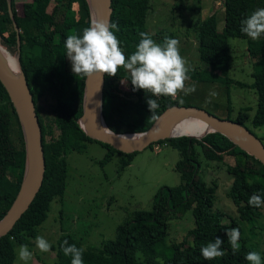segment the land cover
I'll return each instance as SVG.
<instances>
[{"label": "trees", "instance_id": "1", "mask_svg": "<svg viewBox=\"0 0 264 264\" xmlns=\"http://www.w3.org/2000/svg\"><path fill=\"white\" fill-rule=\"evenodd\" d=\"M151 0H111L110 22L118 25L113 30L126 56L135 50L145 32L160 43L165 36L175 38L172 32L160 30L155 34L148 31L146 17ZM8 0H0V41L11 53L17 54L18 62L33 95L45 157V172L42 185L28 209L14 226L0 237V264H11L15 259V246H32L37 235V227L46 219L53 199H62L66 187V153L77 150L86 142L95 141L107 148L101 163L108 161L116 150L111 145L89 137L79 124L82 114L86 77L75 76L71 62L65 55L64 41L67 35L81 34L91 22L87 0H31L32 13L18 14L15 0H11L12 17L8 10ZM224 25L216 30L209 22L205 27L201 18L202 0H189L184 4H173L178 17L189 13L188 26L193 31L200 62L211 67V73L189 66L188 76L197 81L232 82L227 72L231 54L228 38L247 39V52L253 59V81L251 87L257 95V105L251 118L254 126H264V34L252 40L240 31L241 20L253 10L264 7V0H224ZM13 21L16 22L19 33ZM216 70H220L218 73ZM129 74L120 68L115 76L104 74L103 115L107 126L119 133H139L146 130L156 119L152 118L146 100L155 99L159 107L156 117L167 107L181 105L176 97L152 96L142 89L133 91ZM126 79L128 89H122ZM239 83V82H238ZM241 84V83H239ZM50 98L48 106L41 99ZM244 109L235 119L245 125L250 115ZM264 143V134L258 136ZM176 147L179 158L175 169L180 182L176 186H161L154 195L151 210L136 209L116 227L115 237L103 240L98 247H84L70 233L61 234L51 249L55 252L53 263L71 264V256H65L61 243L67 240L78 248H83L84 264H249L245 259L247 251L244 240L238 252H232L226 236V229L238 227V221L249 223L250 228L263 220L264 202L259 207L248 204L255 193L264 201V164L247 153L223 134L212 131L200 138L186 135L172 136L158 140ZM199 150L208 161L224 165L232 176L227 197L236 209V217L224 210L213 207L217 184L206 183L200 176ZM124 153L127 163L136 153ZM25 143L21 125L10 97L0 81V218L10 207L22 181L25 168ZM191 210L194 226L180 242L168 240L170 218L179 212ZM246 223V224H247ZM190 237V240H188ZM223 240L221 245L225 255L205 260L200 247L214 241ZM140 252L143 259H138ZM256 252V251H255ZM264 262V250L260 253Z\"/></svg>", "mask_w": 264, "mask_h": 264}, {"label": "rangeland", "instance_id": "2", "mask_svg": "<svg viewBox=\"0 0 264 264\" xmlns=\"http://www.w3.org/2000/svg\"><path fill=\"white\" fill-rule=\"evenodd\" d=\"M189 0H151V7L146 17V26L150 33L172 32L179 41V51L190 67L211 73V67L198 59L195 35L188 26L189 13L184 12L179 18L173 4ZM31 0H15L18 14L28 16L32 13ZM224 0H202L201 18L204 26L209 22L221 30L224 25ZM231 54L230 68L227 72L232 82L197 81L189 76L185 86H195V91L185 95L177 94L176 99L181 105L203 108L220 118L235 119L238 113L248 109L250 119L245 125L256 136L264 134V126H254L251 118L257 105V95L251 87L253 81V59L247 52V39L228 38ZM4 50L10 53L6 48ZM11 54V53H10ZM18 61L17 54H12ZM19 63V62H18ZM218 73L220 70H216ZM241 84H239V83ZM128 81L124 79L121 88L128 89ZM210 93H215L210 96ZM211 102H207L208 100ZM49 97L41 99L43 106L50 103ZM159 143L160 150L155 151ZM107 148L102 144L90 141L77 150L66 153L67 175L66 187L62 199L55 198L50 203L46 219L37 227V235L43 236L50 244L61 234L70 233L84 247H98L103 240L115 237L116 227L128 215L136 210H151L153 199L161 186H176L180 182L175 164L179 158L176 147L167 143L153 142L148 147L137 151L130 163L124 153L115 152L105 163L101 160ZM200 176L208 184H217L213 207L220 208L232 217H236V209L227 197V190L232 176L224 165L206 160L199 150ZM247 223V222H246ZM238 221L240 237L244 240L247 252L264 250V225L258 219L257 226L250 228L249 223ZM249 224V225H248ZM194 226L191 210L179 212L169 220L168 240L180 242L189 229ZM36 235V236H37ZM190 240V237H188ZM28 246L32 258L27 264L53 263L55 252H41L35 245ZM15 246V259L11 264H25L18 258Z\"/></svg>", "mask_w": 264, "mask_h": 264}, {"label": "water", "instance_id": "3", "mask_svg": "<svg viewBox=\"0 0 264 264\" xmlns=\"http://www.w3.org/2000/svg\"><path fill=\"white\" fill-rule=\"evenodd\" d=\"M87 2L91 20L110 21L111 0H87ZM7 5L12 17L11 0H8ZM13 24L19 42L18 27L15 21ZM2 48L5 47L0 41V81L5 87L18 116L24 137L26 159L19 189L10 207L0 218V237L5 235L28 209L42 185L45 172L42 130L33 95L21 68L20 75H16L8 66ZM103 85L104 75L101 77L99 74H93L86 77L82 114L79 117L81 128L89 137L97 141L107 143L118 151L130 153L142 150L153 142L168 137L186 135L200 138L209 132L216 131L264 164V143L250 129L236 120L217 117L196 106L175 104L164 109L153 123L142 132H115L107 126L104 120ZM188 117L200 120L210 130L201 136L172 133L173 125Z\"/></svg>", "mask_w": 264, "mask_h": 264}, {"label": "clouds", "instance_id": "4", "mask_svg": "<svg viewBox=\"0 0 264 264\" xmlns=\"http://www.w3.org/2000/svg\"><path fill=\"white\" fill-rule=\"evenodd\" d=\"M118 31V25L107 20H91L89 26L82 29L81 34L67 35L64 41L65 55L71 62V71L77 76L89 77L93 74L115 76L120 68L129 74L133 91L142 89L152 96L175 97L179 92L185 95L195 91V86H185L189 79V66L187 60L181 56L179 41L165 36L163 41L157 43L149 34L139 33L141 39L135 45V50L128 56L113 30ZM240 31L252 40H257L264 34V7L257 8L241 20ZM215 93H210L214 96ZM207 102H211L209 99ZM152 118H156L155 110L159 107L152 98L146 100ZM207 125L204 126L206 128ZM204 129H201V134ZM261 196L253 193L249 199L250 206L259 207L262 204ZM232 252L239 251L240 232L236 227L225 230ZM223 240L216 237L200 247V254L205 260H212L225 255L221 245ZM35 245L41 252H48L51 245L40 235L35 237ZM61 250L65 256H71V264H84L82 254L84 249L64 240ZM26 244L18 248V258L25 264L32 258ZM136 257L143 259L137 252ZM249 264H264L258 252L249 251L245 255Z\"/></svg>", "mask_w": 264, "mask_h": 264}, {"label": "bare ground", "instance_id": "5", "mask_svg": "<svg viewBox=\"0 0 264 264\" xmlns=\"http://www.w3.org/2000/svg\"><path fill=\"white\" fill-rule=\"evenodd\" d=\"M2 52L6 58L7 64L10 67V69L16 74L20 75V65L17 61V59L10 53L6 52L4 48H2ZM205 124L201 122L198 119L195 118H184L182 120H179L176 122L172 127V133L174 134H192L195 136H201L207 131H209V128H204ZM201 129H204L203 133L201 134ZM136 135V134H134Z\"/></svg>", "mask_w": 264, "mask_h": 264}, {"label": "built area", "instance_id": "6", "mask_svg": "<svg viewBox=\"0 0 264 264\" xmlns=\"http://www.w3.org/2000/svg\"><path fill=\"white\" fill-rule=\"evenodd\" d=\"M154 150H155V151H159V150H160L159 143L155 144V146H154Z\"/></svg>", "mask_w": 264, "mask_h": 264}, {"label": "crops", "instance_id": "7", "mask_svg": "<svg viewBox=\"0 0 264 264\" xmlns=\"http://www.w3.org/2000/svg\"><path fill=\"white\" fill-rule=\"evenodd\" d=\"M222 29V28H221Z\"/></svg>", "mask_w": 264, "mask_h": 264}]
</instances>
